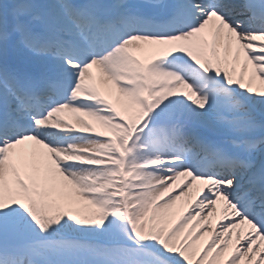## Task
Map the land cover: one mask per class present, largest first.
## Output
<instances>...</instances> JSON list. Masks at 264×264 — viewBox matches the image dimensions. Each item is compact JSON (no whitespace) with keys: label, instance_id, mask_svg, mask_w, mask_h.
Returning <instances> with one entry per match:
<instances>
[{"label":"snow or ice","instance_id":"obj_1","mask_svg":"<svg viewBox=\"0 0 264 264\" xmlns=\"http://www.w3.org/2000/svg\"><path fill=\"white\" fill-rule=\"evenodd\" d=\"M0 264H264V0H0Z\"/></svg>","mask_w":264,"mask_h":264}]
</instances>
